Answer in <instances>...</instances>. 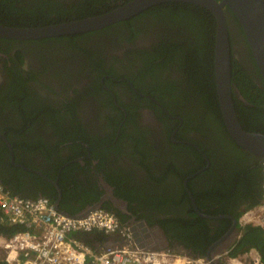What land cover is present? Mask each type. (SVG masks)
I'll return each mask as SVG.
<instances>
[{
  "label": "flooded vegetation",
  "instance_id": "1",
  "mask_svg": "<svg viewBox=\"0 0 264 264\" xmlns=\"http://www.w3.org/2000/svg\"><path fill=\"white\" fill-rule=\"evenodd\" d=\"M13 1L17 8L23 6V0ZM13 1L0 0V6ZM130 1L99 0L98 15ZM158 5L99 29L100 38L82 33L68 45L0 38V184L9 190L3 183L8 182L25 199L55 197L52 204L65 214L91 206L110 211L121 224L136 227L143 246L155 247V252L225 257L248 229L243 216L264 210V161L240 148L222 115L205 105L191 68L179 59L182 42L170 43L176 48L167 52L178 30L160 23L157 12H147ZM225 13L230 23L226 8ZM9 20L10 27L28 28L19 15ZM228 28L232 58L238 57L254 84L263 87L259 72L243 57V37ZM165 31L170 39L162 37L165 48L154 58L153 39ZM111 37L121 38L119 51ZM94 44L120 58L128 52L122 77L107 76L130 86L134 93L128 100L121 95L123 83L107 86L102 80L106 94L89 88L86 52ZM137 81L142 91L134 86ZM24 85L29 86L26 92ZM232 85L238 102L252 106ZM19 93L26 98L23 103ZM235 112L240 123L243 110ZM76 130L80 140H63ZM21 166L38 170L57 187ZM252 204L257 205L250 208ZM141 221L159 234L143 240L135 226ZM93 237L105 245L116 236ZM245 248L238 255L258 252Z\"/></svg>",
  "mask_w": 264,
  "mask_h": 264
},
{
  "label": "trees",
  "instance_id": "2",
  "mask_svg": "<svg viewBox=\"0 0 264 264\" xmlns=\"http://www.w3.org/2000/svg\"><path fill=\"white\" fill-rule=\"evenodd\" d=\"M98 2L99 0H63V2H60L58 0H23L21 2L23 6H18L19 8L14 5V1L6 2L3 6H0V24L5 26L12 25L9 22V17L14 14L19 15L21 18H23L21 22H24V24H26L25 27H41L81 19L87 16L98 15ZM226 11L230 15V23H228V26L231 27L232 35H239V37H243L244 39L246 54L243 57H246L249 63L254 66L255 71H258L248 43L246 41L245 35L237 19L228 8H226ZM147 12L151 14L157 12L155 18L160 23L168 25L172 29L178 30V32H176L174 36H171L172 41L167 43V49H169L167 50V52L176 48L175 46H170V43L176 42L179 44L180 42H182V46L180 47L179 59L185 63L184 66L187 62V67L191 68L192 75L194 76V79L200 88L199 91L205 94V105H207L210 109L212 108L214 112L221 115L216 95L213 68V45L215 39L214 16L210 11L203 9L200 6L185 3L161 4L155 6V8L153 9H148ZM99 31L100 30H96L87 34L94 33L100 38L101 36L99 35ZM163 34L164 35H159V37L153 39L154 43L152 42V53L154 58L157 56L156 51L158 49L165 48V43L162 41V37H167L170 39L171 33L165 31ZM82 36L84 35L76 34L60 37H50L31 41L26 40L27 42L23 43L50 44L53 41H62L67 42L65 45H68L73 43V39ZM132 40L133 38H130V41ZM157 41H161V43H158ZM229 41L231 48L232 39L230 38V35ZM111 43L115 51H119L123 47L121 38L119 37H111ZM86 53L87 57L85 73L89 88H91V90L97 89L98 93L106 94L105 89H103L104 86L101 82L102 80L107 86L109 83H123L122 86L125 90L121 91V95L124 97V100H128V96L134 93L132 92L130 86L123 81L113 82L112 79L107 77L108 75L113 76L114 78L122 77L121 72L125 67L124 60L129 61L130 57L128 52L126 55L120 58L117 54L109 55L99 44H94L89 49H87ZM142 57L143 61L146 62L145 56L142 55ZM238 63L239 61L234 57L232 58L231 56V82L238 89L239 93L243 96L246 103L252 105L248 106L242 102H238L236 93H234L235 91L232 90L235 109L238 111L240 109L243 110V112H238L240 124L246 131L264 133V83L263 87L254 84L250 75L246 72L245 67ZM149 65L152 67L151 63ZM145 67H147V64H145ZM131 74L134 75L132 71ZM139 78L143 79L141 78V74H139ZM134 86L142 91V89L140 88V83L138 81L135 82ZM28 89L29 86L24 85V92H26ZM18 95L21 97L23 103L26 98L20 93ZM27 95L33 96L31 93H28ZM135 98L138 97L135 96ZM19 102L20 99H18L17 103ZM123 105L125 108H130L124 103ZM257 107H259L260 109H257ZM245 117H250L252 118V120H245ZM71 132L73 133L66 134L63 139L64 141L77 142V140L81 139V137L78 138V134H81L80 132H78L77 130ZM3 183L6 186L8 185L7 187L10 191L12 190L8 182ZM11 193L13 195L16 194L13 190L11 191ZM30 198L33 199L34 197ZM46 198H48L52 202L55 197L52 198V196L46 195ZM63 198L66 199L68 198V196L63 195ZM255 205L257 204H252L250 208L254 207ZM59 208L61 209V204L59 205ZM78 211L79 209L68 212H70V215H74ZM190 215L193 216V218L195 217V215L192 213ZM247 228L248 229L243 237L230 250L229 256H237L243 246L246 247L245 249L253 247L258 251L260 255V261L262 264H264V231L259 226H248ZM25 230L26 229L24 228V226L10 225L6 221H2L0 218L1 236L7 238L17 232ZM85 235V233H80L77 234V237L82 239L85 243H90L91 240L96 238L86 237ZM2 262L4 264H7L5 261Z\"/></svg>",
  "mask_w": 264,
  "mask_h": 264
},
{
  "label": "built area",
  "instance_id": "3",
  "mask_svg": "<svg viewBox=\"0 0 264 264\" xmlns=\"http://www.w3.org/2000/svg\"><path fill=\"white\" fill-rule=\"evenodd\" d=\"M1 220L24 226L10 237L0 235V248L7 264H210L203 257L147 251L137 248L130 232L117 217L103 209H92L86 215H66L45 197L25 199L13 195L0 184ZM244 215L243 224L257 226L255 219ZM105 233L118 241L104 245L97 238L85 243L77 234ZM245 256V255H242ZM253 264H261L253 253ZM237 256L214 258L223 264H242Z\"/></svg>",
  "mask_w": 264,
  "mask_h": 264
},
{
  "label": "water",
  "instance_id": "4",
  "mask_svg": "<svg viewBox=\"0 0 264 264\" xmlns=\"http://www.w3.org/2000/svg\"><path fill=\"white\" fill-rule=\"evenodd\" d=\"M162 3H185L200 6L208 11L215 18V39L213 45V68L215 88L221 115L226 129L234 142L245 152L264 161V133L246 131L240 125L232 96L233 85L231 82V52L229 41V28L225 8H228L237 19L248 43L254 62L264 82V0H132L123 6L96 16L84 17L72 21L61 22L41 27L17 28L0 24V38L33 40L50 37H60L67 35L82 34L99 30L115 22L129 18L136 13L156 4ZM26 171L33 172L46 179L57 187L56 181L47 179L38 170L21 166ZM116 204H123L113 195L108 196ZM55 208L57 205L54 203ZM125 207L122 208V210ZM96 209L94 206L85 208L73 215L81 217L90 210ZM65 214V213H64ZM66 215H69L66 213ZM121 224V223H120ZM130 232L132 240L137 248L147 251H156L155 247L143 246L141 237L136 231V227L123 225ZM142 233L143 240H148L155 233L159 234V229H150L146 223L136 222ZM150 231H149V230ZM154 232V233H153ZM94 235L90 238H94ZM117 236L109 239L105 245L117 242ZM163 252V251H162ZM220 254H209L204 256L210 264H223L214 256ZM222 255V254H221ZM0 264H4L0 260Z\"/></svg>",
  "mask_w": 264,
  "mask_h": 264
},
{
  "label": "rangeland",
  "instance_id": "5",
  "mask_svg": "<svg viewBox=\"0 0 264 264\" xmlns=\"http://www.w3.org/2000/svg\"><path fill=\"white\" fill-rule=\"evenodd\" d=\"M237 59H238V57H237ZM259 217H260V220H259V218L255 219L256 223L264 226V221L262 220V219H264V210L263 209H262V213L259 215ZM239 256L240 257H238V259L239 260L241 259L242 264H253V259H252L253 256H251V255L242 256V254ZM2 258L5 261V258L3 256V250H2V248H0V259H2Z\"/></svg>",
  "mask_w": 264,
  "mask_h": 264
},
{
  "label": "clouds",
  "instance_id": "6",
  "mask_svg": "<svg viewBox=\"0 0 264 264\" xmlns=\"http://www.w3.org/2000/svg\"><path fill=\"white\" fill-rule=\"evenodd\" d=\"M263 169H264V165H263ZM110 212V211H109ZM263 221H264V219H262ZM120 223V222H119ZM121 225V224H120ZM122 226V225H121ZM247 226H252V225H250V224H247ZM257 226H259V227H264V226H262V225H260V224H258ZM253 227V226H252ZM86 235H88V234H86ZM94 235V234H93ZM92 242H93V240H91ZM257 254H258V256H259V260H260V255H259V253L257 252ZM181 255H184V254H181ZM188 256H191V255H188ZM193 257H203V258H205L204 256H193ZM2 261H4V259L2 258L1 259ZM6 262V261H5ZM7 263V262H6ZM260 263H261V261H260ZM262 264V263H261Z\"/></svg>",
  "mask_w": 264,
  "mask_h": 264
}]
</instances>
